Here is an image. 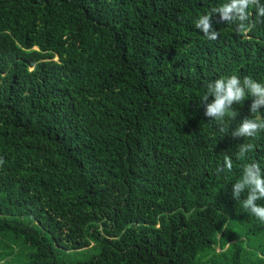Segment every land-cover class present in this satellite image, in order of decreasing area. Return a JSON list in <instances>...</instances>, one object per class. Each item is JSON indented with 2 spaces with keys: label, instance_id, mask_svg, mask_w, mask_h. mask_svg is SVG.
I'll use <instances>...</instances> for the list:
<instances>
[{
  "label": "trees",
  "instance_id": "1",
  "mask_svg": "<svg viewBox=\"0 0 264 264\" xmlns=\"http://www.w3.org/2000/svg\"><path fill=\"white\" fill-rule=\"evenodd\" d=\"M224 2L0 0V264H264L231 193L264 172V131L231 135L252 98L224 134L200 102L221 77L264 83L255 7L246 34L195 27Z\"/></svg>",
  "mask_w": 264,
  "mask_h": 264
},
{
  "label": "clouds",
  "instance_id": "2",
  "mask_svg": "<svg viewBox=\"0 0 264 264\" xmlns=\"http://www.w3.org/2000/svg\"><path fill=\"white\" fill-rule=\"evenodd\" d=\"M251 7H255L258 17L264 18V3L261 0H226L219 7H213L209 12L200 15L194 22L195 27L207 40L215 41L220 35L213 27V18L216 17L218 23L235 25L238 34H246L252 28L248 23ZM1 34L8 37L10 35L8 31ZM34 49L38 50V47ZM53 60L58 61V57L55 55ZM205 87L206 92L200 98L204 105V115L215 122L220 133H226V123L234 121L238 116L233 105L243 104L248 97L252 98L249 107L251 118L241 120L231 131V135L233 138H254L264 131V118L258 116L264 108V83L249 76L241 79L237 75H231L212 80ZM209 97L213 98L211 102H208ZM253 149L254 145L251 143L239 144L235 153L237 160H246ZM2 163L3 160H0V164ZM224 167L228 171L232 170L233 161L228 155L224 156ZM231 193L234 200L240 201L245 212L264 224V204L257 203L264 200V172L258 162L243 166L240 178L232 184ZM242 195H245L244 199H241Z\"/></svg>",
  "mask_w": 264,
  "mask_h": 264
}]
</instances>
